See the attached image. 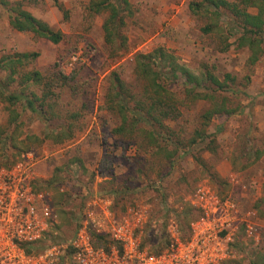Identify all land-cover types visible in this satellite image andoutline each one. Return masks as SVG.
<instances>
[{
  "label": "rangeland",
  "instance_id": "1",
  "mask_svg": "<svg viewBox=\"0 0 264 264\" xmlns=\"http://www.w3.org/2000/svg\"><path fill=\"white\" fill-rule=\"evenodd\" d=\"M3 1H20L60 31L62 41L54 44L13 29ZM90 1L59 0L60 10L52 0H0V58L36 53L27 69L47 78L61 70L68 77L43 107H14L19 113L14 124L0 100V168L31 152L32 185L50 199L53 222L37 245L67 244L85 228L112 240L110 251L120 250L111 233L124 224L141 250L163 252L175 238L184 241L191 235V223L203 214V191L209 199L231 200L238 210L237 227L217 264H264L261 48L254 63L248 60L252 51L240 45L241 26L232 11L194 14L191 5L205 0H129L122 38L111 46L102 29L107 13L90 12ZM206 26L211 31H204ZM158 48L197 77L211 74L223 81L229 75L232 80L223 90L204 81L188 93L181 72L175 70V77L168 72L157 81L166 91L167 106L178 114L154 129L142 122L133 128L124 125L108 104L114 97L113 73L122 81L131 109L141 102L149 105L155 93L133 57ZM33 89L42 94L40 87ZM196 92L211 97L199 98ZM219 106L230 112L204 118L205 111ZM122 124L124 129L116 133Z\"/></svg>",
  "mask_w": 264,
  "mask_h": 264
},
{
  "label": "trees",
  "instance_id": "2",
  "mask_svg": "<svg viewBox=\"0 0 264 264\" xmlns=\"http://www.w3.org/2000/svg\"><path fill=\"white\" fill-rule=\"evenodd\" d=\"M240 5L228 2L227 0H205L206 4L197 2L191 5V10L194 14L213 12V14H219V8H226L235 20H238L241 26V35L239 36L240 45H247L252 51V55L249 56L251 62H255L258 57V51L264 54V0H238ZM54 5L63 10L62 4L59 0H52ZM2 4L6 6L9 12V24L11 27L20 32H30L35 36L44 38L54 44L59 43L63 39V34L60 31L53 30L45 21L36 18L29 11L23 8L20 1L7 2L3 1ZM129 0H91L88 3V10L95 14L107 13L106 18L103 21L102 29L104 32V41L113 45L116 43V39L122 38L120 30L125 24L124 15L129 12ZM257 8V13L249 12V8ZM211 9L213 11H211ZM211 27L206 26L204 31H211ZM36 53L22 52L14 53L9 56L0 58V71L4 74L0 78V100L7 104L9 112L8 121L10 124H14L19 117L16 107L20 105L23 108L35 111L37 104L43 107L45 99L50 98L55 94V88L62 86V83L68 79V77L61 70H57L52 77L47 78L40 71L35 69H27L29 63L35 60ZM135 67L139 74L148 80L150 87L154 90L153 101L149 105H141L133 107L132 109L126 104L123 97V83L120 78L114 74L113 78V95L109 101V108L116 110L122 120V123L134 127L140 122L146 126L154 129V126H160L163 120H166L175 109L167 106V101L163 94L166 93L164 87L157 80L163 79L170 72L173 76L175 70L180 71L183 78V82L187 86L188 93L192 92L195 88L202 86V83L206 81L208 84L215 87V89L228 88L225 84L227 80H232L229 75H226L223 81L217 79L214 75L204 74L201 77H197L190 73L185 67H179L164 49L158 48L155 51L149 53H137L135 57ZM58 66L57 63H55ZM157 67V70L154 68ZM166 71H162V69ZM169 73V74H170ZM34 87L41 88V95H37L34 91ZM199 98H210L211 95L207 93H194ZM228 110L223 106H219L205 111L204 118L210 120L215 114L227 112ZM230 112V111H228ZM131 116L129 117V114ZM178 112H175V116ZM173 117L174 114L172 115ZM123 124L115 129L118 133L124 129ZM152 137L153 131H149ZM58 136V135H57ZM71 134L65 135V138L70 137ZM63 138H58L57 142H61ZM90 237L92 247L95 250L103 249L104 251H110V244L112 240L108 239L106 235L90 231ZM35 251L41 249L37 244L33 247ZM150 254H159L162 252L161 248L157 251L147 250ZM27 252L32 253L31 249H27Z\"/></svg>",
  "mask_w": 264,
  "mask_h": 264
},
{
  "label": "built area",
  "instance_id": "3",
  "mask_svg": "<svg viewBox=\"0 0 264 264\" xmlns=\"http://www.w3.org/2000/svg\"><path fill=\"white\" fill-rule=\"evenodd\" d=\"M32 159L29 152L24 160L0 168V264H217L237 227L236 204L209 199L208 192L202 191L203 214L191 223V235L184 241L175 238L160 255L141 250L124 224H117L111 233L120 250H95L90 232L83 228L67 244L35 251L33 247L53 222V213L46 193L32 185Z\"/></svg>",
  "mask_w": 264,
  "mask_h": 264
}]
</instances>
